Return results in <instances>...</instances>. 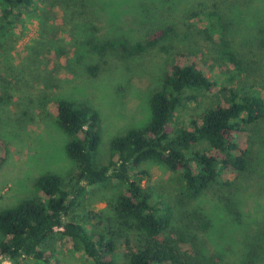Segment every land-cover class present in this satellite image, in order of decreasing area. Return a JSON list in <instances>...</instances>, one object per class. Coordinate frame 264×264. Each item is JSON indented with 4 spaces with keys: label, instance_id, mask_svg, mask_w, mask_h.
I'll return each mask as SVG.
<instances>
[{
    "label": "rangeland",
    "instance_id": "rangeland-1",
    "mask_svg": "<svg viewBox=\"0 0 264 264\" xmlns=\"http://www.w3.org/2000/svg\"><path fill=\"white\" fill-rule=\"evenodd\" d=\"M213 1L38 0L17 29L0 32V210L32 195L39 176L53 173L67 179L75 170L65 150L68 136L57 123V97L99 110V154L105 162L112 137L149 121V98L159 88L167 63H198L214 82L210 91H201L196 101L177 111L170 123L172 128L186 126L191 115L224 102L221 89L230 77L264 87V47L260 46L264 39V0H218L225 14L230 49L241 62L249 63L241 75L231 63L217 57L218 45L201 31L206 25L204 13L213 8ZM196 11L200 14L193 17ZM166 27L172 30L160 41L159 49L137 57L125 58L118 53L100 57L89 46V41L117 38L133 43ZM211 35L220 37L217 28ZM59 46L65 54L56 58ZM91 66L97 67L93 73L89 71ZM237 138L242 148L251 151L254 164L251 177L233 194L243 214L238 223L228 218L221 188L210 187L186 202L181 196L180 172L151 161L140 166L146 171L142 184L173 204L176 223H180L182 214L193 215L194 211L208 217L209 228L200 239L208 257H217L212 258L216 264H233L245 250L251 235L246 213L254 211L255 195L264 193V118L238 133ZM223 177L232 179V172ZM116 194L114 182L106 187L94 186L77 198L64 219L88 228L112 230L116 228L111 221ZM124 240L122 236L116 239L114 257L120 262L125 261L128 250ZM44 248L58 264H91L63 237L49 239ZM1 264L11 263L3 260ZM23 264L37 263L28 260Z\"/></svg>",
    "mask_w": 264,
    "mask_h": 264
},
{
    "label": "trees",
    "instance_id": "trees-1",
    "mask_svg": "<svg viewBox=\"0 0 264 264\" xmlns=\"http://www.w3.org/2000/svg\"><path fill=\"white\" fill-rule=\"evenodd\" d=\"M37 3L38 0H0V32L17 29ZM212 5L204 13L206 25L201 31L218 45L217 57L225 64L231 63L236 74L241 75L249 63L241 62L230 49L225 14L218 0ZM199 14L196 11L192 16ZM214 28L220 33L218 39L211 35ZM171 30H153L133 43L117 38L100 43L89 41V46L100 57L118 53L132 58L159 49L160 41ZM260 44L264 47V39ZM64 52L59 46L56 58ZM93 70L97 67L89 68L91 73ZM228 81L221 89L224 102L191 115L186 126L172 128L170 123L177 111L189 101H196L201 91H210L214 82L198 63H167L159 88L149 98V121L112 137L105 162L99 154V110L70 98H55L57 123L68 136L65 150L76 167L67 179L53 173L39 176L32 195L0 210V264L3 260L11 264L28 260L58 264L44 248L56 236L69 240L91 264H216L212 258L217 257H208L200 239V234L209 228L208 217L194 211L193 215L182 214L180 223H176L173 204L142 184L146 171L140 166L151 161L180 172L181 196L186 202L197 199L210 187L221 188L220 198L228 218L237 223L242 220L233 194L251 177L254 164L251 151L240 146L237 135L264 118V87L258 88L255 82L248 85L234 77ZM226 172H232V179H224ZM113 182L117 194L111 221L116 228L103 231L64 219L78 197H84L94 186L106 187ZM255 199L254 211L246 213L251 230L249 244L233 264H264V193L255 195ZM121 236L128 248L123 262L114 257L116 239Z\"/></svg>",
    "mask_w": 264,
    "mask_h": 264
}]
</instances>
